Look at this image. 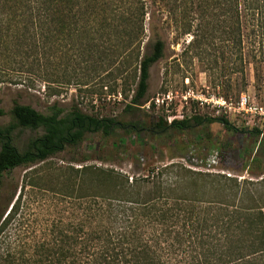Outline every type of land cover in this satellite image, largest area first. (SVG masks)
Segmentation results:
<instances>
[{
    "label": "trees",
    "instance_id": "obj_1",
    "mask_svg": "<svg viewBox=\"0 0 264 264\" xmlns=\"http://www.w3.org/2000/svg\"><path fill=\"white\" fill-rule=\"evenodd\" d=\"M160 9L179 16L183 34L219 32L224 41L231 36L241 78L250 62L261 65L264 78V0H0V49L12 47L26 72L46 83L87 85L106 72L94 92L108 86L113 93L121 86L122 95L132 80L125 109L135 110L147 104L149 69L163 57L165 43L155 24ZM146 28L150 37L142 49ZM5 114L0 107V117ZM8 114L11 121L0 126V183L18 166L80 147L86 135L106 139L121 130L159 137L213 122L233 130L224 117L172 114L170 122L158 116L123 124L87 115L76 105L65 112L55 103L42 113L14 102ZM17 129L41 134L20 151ZM120 153L116 146L104 155ZM105 164L82 151L57 172L31 177L28 186L71 202V212L43 228L40 237L29 233L22 241L25 234L12 226L18 205L3 218L6 208L0 214V264H264V203L240 189L250 181L173 165L129 181Z\"/></svg>",
    "mask_w": 264,
    "mask_h": 264
},
{
    "label": "rangeland",
    "instance_id": "obj_2",
    "mask_svg": "<svg viewBox=\"0 0 264 264\" xmlns=\"http://www.w3.org/2000/svg\"><path fill=\"white\" fill-rule=\"evenodd\" d=\"M161 11L163 9L156 14L155 24L157 36L164 41L165 46L163 57L149 69L145 98L148 102L145 106L135 110L125 109L132 94L130 90L134 88L132 80H127L123 85L125 94L122 95L121 86H117V94L109 93L108 86L94 92L106 72L98 73L99 77L87 85L43 82L26 72L25 65L21 66V60L13 56L14 51L10 47L7 51L0 49V107L6 113L0 117V126L11 121L8 111L14 102H18L30 105L42 113L48 112V107L53 103L65 112L76 105L87 115L115 118L123 124L137 121L145 123L158 116L166 117L168 122L172 120V114L177 115V119H180L181 114L184 117L194 114L224 117L233 130H227L221 123L213 122L190 130L168 131L159 137L149 133L136 135L118 130L105 139L100 133H96L86 135L80 147H67L44 163L14 168L0 183V214L7 208L4 218L14 204L15 207L18 205L12 226L25 234L22 241L27 240L29 233L40 237L43 228L61 214L70 213L72 208L71 202L49 191L28 186L30 178L57 172L58 167L79 159L82 151L105 159L103 167L113 168L131 181L133 177H144L153 169L170 165L200 172L183 166L180 159L185 158L190 150L200 158H204L212 150H218L221 158L217 166L209 172L201 173L220 174L241 182L250 181L244 184L239 182L240 189L252 195L258 194L262 198L259 203H264V120L233 110L240 95H246L250 102L258 106H264L261 65L250 62L245 66L242 79L234 60L236 52L231 36H228V41H224L225 37L219 32L204 35L202 31L198 36L194 32L183 34L179 16H167ZM149 37L146 28L142 37V49ZM247 48L246 45L244 52L250 57ZM41 63L45 62L41 60ZM49 65L47 64L48 67ZM189 92L201 99H208V102L200 105L192 97L184 100L183 97ZM168 93L171 94V100L166 99ZM162 97H165L163 104L154 103L156 98ZM216 100L225 102L223 109L214 108ZM149 103L154 108H148ZM40 134V130L17 129L14 132V144L22 151L29 139ZM122 143L124 146L119 147ZM101 144L106 148L100 154L87 152ZM116 146L121 151L118 156L108 158L104 155L107 150ZM92 163L100 164L97 161ZM37 183L38 187L44 185V182ZM243 205L249 206L252 203L244 202Z\"/></svg>",
    "mask_w": 264,
    "mask_h": 264
},
{
    "label": "built area",
    "instance_id": "obj_3",
    "mask_svg": "<svg viewBox=\"0 0 264 264\" xmlns=\"http://www.w3.org/2000/svg\"><path fill=\"white\" fill-rule=\"evenodd\" d=\"M170 96L171 94L168 93L166 95V99L171 100ZM190 97L194 98L196 102H198V104L200 105H202L203 102L204 103L208 102V99H201L199 97L193 96L191 92L186 93L183 99L187 100V98L189 99ZM164 98L165 97H162L161 99L156 98L154 100V103L157 105L160 103L163 104ZM214 103L216 104L214 108H216L217 110L223 109V106L225 104V102H223L222 100L219 101L216 100L214 101ZM229 106L228 108H230ZM233 110L239 114L250 115L264 120V106H258L250 102L249 98L246 95H240L238 97V99L235 102V105L233 106ZM171 118L173 119L175 118V116ZM168 122H170V120ZM220 158H221V153L218 150L210 151L204 158H200L193 152V150H190L186 155V157L181 158L179 162H181L183 166L193 169L195 171L209 172L210 170H212L217 166Z\"/></svg>",
    "mask_w": 264,
    "mask_h": 264
}]
</instances>
